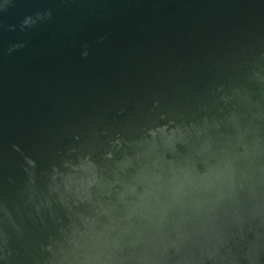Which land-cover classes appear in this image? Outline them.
<instances>
[{"label":"water","instance_id":"obj_1","mask_svg":"<svg viewBox=\"0 0 264 264\" xmlns=\"http://www.w3.org/2000/svg\"><path fill=\"white\" fill-rule=\"evenodd\" d=\"M0 264H264V0H0Z\"/></svg>","mask_w":264,"mask_h":264}]
</instances>
